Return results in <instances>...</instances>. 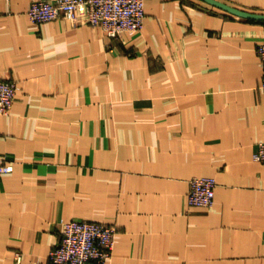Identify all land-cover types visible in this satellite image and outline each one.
<instances>
[{
    "label": "crops",
    "instance_id": "crops-1",
    "mask_svg": "<svg viewBox=\"0 0 264 264\" xmlns=\"http://www.w3.org/2000/svg\"><path fill=\"white\" fill-rule=\"evenodd\" d=\"M34 1L0 0V79L19 87L0 115V264H51L72 219L115 227L109 264H264V20L145 0L142 30L111 39L33 24ZM194 176L215 179L211 208L188 205Z\"/></svg>",
    "mask_w": 264,
    "mask_h": 264
},
{
    "label": "built area",
    "instance_id": "built-area-1",
    "mask_svg": "<svg viewBox=\"0 0 264 264\" xmlns=\"http://www.w3.org/2000/svg\"><path fill=\"white\" fill-rule=\"evenodd\" d=\"M33 24L54 21L60 17L73 23L85 21L102 29L108 38L123 32H140L145 19V0H57L34 1L28 12ZM263 73L259 89L264 92V42L256 46ZM18 85L0 79V115L10 112ZM253 160L264 163V141L258 143ZM13 171L12 162L0 153V177ZM216 181L207 176H194L189 181L187 202L191 207L211 208L214 204ZM62 232L57 246L50 252L51 264H109L116 238L114 226L93 221L68 220L61 222ZM20 262V254L14 256Z\"/></svg>",
    "mask_w": 264,
    "mask_h": 264
},
{
    "label": "water",
    "instance_id": "water-1",
    "mask_svg": "<svg viewBox=\"0 0 264 264\" xmlns=\"http://www.w3.org/2000/svg\"><path fill=\"white\" fill-rule=\"evenodd\" d=\"M203 2H206L209 5H212L218 9H221L229 14L235 15L237 17L245 18V19H254V20H264V15H254L250 12H246L243 10H239L237 8H234L232 6H229L223 2L217 1V0H201Z\"/></svg>",
    "mask_w": 264,
    "mask_h": 264
}]
</instances>
